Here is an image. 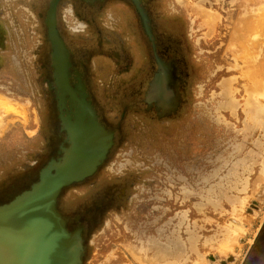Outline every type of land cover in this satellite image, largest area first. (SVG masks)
Instances as JSON below:
<instances>
[{
  "label": "rangeland",
  "instance_id": "obj_1",
  "mask_svg": "<svg viewBox=\"0 0 264 264\" xmlns=\"http://www.w3.org/2000/svg\"><path fill=\"white\" fill-rule=\"evenodd\" d=\"M169 1L172 0H160L164 19L168 18L164 16H168L171 10ZM174 1L181 11L184 25L182 34L187 41L185 50L190 69L186 81L188 89L183 95L180 109L170 117H158L146 100L148 80L145 81L143 73L139 72L144 66L148 67L152 50L132 4L124 0L95 2L93 20L89 13L86 14L84 5L75 0H60L57 5L56 18L72 63L70 71L78 69L84 72L83 80L99 119L114 135L107 154V157L110 155V168L107 169V163H102L92 176L65 187L58 199L59 210L66 217L69 228L82 227V237L85 235L86 238L84 254L87 252L85 259L83 254V264L88 259L91 263L99 257L101 249L109 251L116 244L114 241L117 239L113 238L117 235L119 240L128 243L132 238L130 230L125 225L122 228L116 226L126 221L127 217L134 218L136 213L141 214L135 207L116 208L103 203V185L114 183L117 176L124 180L132 176L136 180L134 186L150 183L148 179L155 175V169L160 171L159 166L154 169L151 165L156 154L170 158L173 172L197 174L189 167L198 168L206 164L211 168L208 157L217 151L213 150L216 146L223 156L228 155L231 149L229 157L232 159L236 153L234 143L242 144L240 154L234 157L242 158L251 153L252 158L250 174H245L249 185L240 193L243 202L241 205L235 204L238 214L231 211L235 205L229 207L225 202L216 210L204 209L200 215H196L195 208L189 206L190 221L197 217L200 233L210 234L223 229L235 217L237 234L231 252L222 255L227 260L225 264H244L264 224V122L253 120L246 110L248 88L255 81V76L264 79V48L260 47L259 38L256 37L261 32L260 25L264 28V0ZM49 3L50 0H0V80L16 79L20 90L22 87L25 94L28 92V106L31 109V112L28 109L30 116L26 124L21 122L24 120L22 115L9 116V121L13 119L14 123L2 134L9 137L7 142L2 141L0 135V203L28 188L37 179L40 169L51 158L57 157L58 113L54 93L48 91V76L45 78L42 70L48 62L49 51L51 53V50L41 46L45 33L43 18L45 16L46 22ZM67 5L72 8L73 16L66 13ZM260 8L263 10L258 17L256 10ZM246 11L247 14L242 15ZM121 13L130 15L125 23L119 19ZM73 19L83 22L85 26L73 31ZM241 20H244L242 28L237 27ZM106 23L111 27H106ZM245 27H248L246 33L242 32ZM98 30L101 40L104 37L110 39L102 43V48L95 45ZM126 30L129 31V41L125 44V39L122 42L118 37ZM234 31L239 32L237 37ZM156 34L159 40H166L162 32ZM90 47L95 51L91 52ZM123 49L131 60L127 71H121L120 59L115 55L118 52L121 56ZM158 51L166 58L185 54L177 47H167L161 42L158 43ZM103 64L107 67L104 71L100 69ZM25 74H28L29 87L23 80ZM70 81L73 85L76 78L71 75ZM224 86L228 88L227 97L235 103L232 107L220 106L226 101L221 94ZM262 94L255 92L254 97L261 103L258 100L252 103L264 104ZM15 99L13 102L22 103L19 97ZM202 115L206 124L200 119ZM116 141L118 144L113 150ZM256 152L261 154L255 156L253 153ZM226 170L227 165L222 172ZM157 185L165 186L166 179ZM178 188L177 185L171 188L168 198L172 203L179 201L174 197ZM134 191H137L136 187L132 186L129 193ZM93 209L97 211L95 214L92 213ZM116 256L113 252L110 257L113 264L117 263ZM249 264H256V259L253 257Z\"/></svg>",
  "mask_w": 264,
  "mask_h": 264
},
{
  "label": "bare ground",
  "instance_id": "obj_2",
  "mask_svg": "<svg viewBox=\"0 0 264 264\" xmlns=\"http://www.w3.org/2000/svg\"><path fill=\"white\" fill-rule=\"evenodd\" d=\"M197 8H199V5H197ZM261 10L263 9L260 8L259 10H256V15L258 17ZM246 14L247 11L242 13V15ZM212 21L213 20L211 19V22ZM243 21L244 20H241L239 24H237V27H241ZM253 26H257V24H253ZM260 27L262 28L261 32L256 34V37L259 38L260 47L264 48V28L261 25ZM247 29L248 27H245L242 32L246 33ZM234 32L237 37L236 34L239 32ZM62 55V51L61 53L59 51L58 58L55 59V61H61L62 59L60 58H62ZM68 61L69 67L67 66L66 80L63 75L65 72L64 64L62 61L59 65L57 64L58 68L56 73L61 77L62 83L60 85V80L58 78L57 84L59 88H57V85L55 84V93L58 94L60 98V111L58 110V113L62 117V129L59 127L56 132L57 139L55 143L58 145L61 143L68 144L67 141H63L64 137H62V135H65L66 133V128L69 131L73 128V135H76L75 133H77V137L81 131H77V128H75L76 124L81 126L80 130H82V133H92V135H94L87 143L70 142L68 144L69 146L71 145V148L73 147V156L78 150H80V147H84L83 150L85 151V154L82 157L74 158L70 163H63L64 167L62 166L63 170H61L63 174H67L70 170L82 171L85 169V166H93L94 164L96 165L95 169L97 170L106 159L114 138L113 132L109 131L98 117L96 119L95 114L97 111H93L92 109L93 101L90 99V95L86 94L87 87L80 73L76 76L74 86L71 84L69 72L71 63L69 60V53ZM17 82L18 81L14 78L0 80V135L1 140H4L5 142L9 140V137H7L6 134H2L8 130V126L14 123L13 119L9 121V116L11 114L17 116L22 115L21 118H24V120L21 122L26 124L30 116L29 111L31 112V109L28 106L30 99L25 96V91L22 92L20 90V84ZM69 83L73 89L70 87L68 88ZM84 86L86 91L84 90ZM69 90L71 93L70 99L66 97V93H69ZM255 92L260 95H263L262 92L264 93V79H261L258 76H255V81L248 88V105L246 110L253 116V120H262L264 122V104L260 105L256 102L252 103V101L257 100L261 103L259 99L254 97ZM227 93L228 88L226 89L224 86L221 94L226 101L220 103L221 107H232L233 104H235L233 101L229 100ZM3 95H7L9 98L4 97ZM18 97L22 103L20 102L17 104L13 102L16 100L15 98ZM73 109L77 115L75 119L76 122L72 121L73 118H71ZM35 118L36 116H34L33 119L35 120ZM71 121L75 122L74 127L71 125ZM62 124L64 125V128ZM95 129L98 132H93ZM104 129L106 132H111L108 133L109 137ZM103 135L106 136V139H102ZM104 147L107 148L105 151ZM237 147L238 146H236V148ZM220 152L221 150L215 155L208 157V164L212 166L211 168L206 167V164H204L205 166L199 165L198 168L189 167V170H196L197 174H183L182 172L168 173L166 185L160 186L162 189L157 188L156 194L151 198L155 200V203H152L151 205L146 204L145 207H138V212H141V214L136 213V217H129L126 219L125 223L123 222L116 226L117 228H122V226L125 225V228L130 230L129 233L132 234V238H129V242L125 244L123 239H118L119 235L115 236L113 239H117L114 241L116 244L107 252H105L104 249H101V255L92 261L91 264H113L110 259L113 252L118 255L114 257L117 262L116 264H118V262L120 264H187L190 260L189 258H191V262L188 264H225L227 260H224L222 255H227L231 252L235 243V235L237 234L238 226L235 217H232L230 224L224 226L223 229H218L216 232L210 234H201L199 226L197 225V217L191 222L188 208L189 206H193L196 215H200L204 209L209 208L216 210L218 207H221L224 202L226 204L228 203L229 207L236 203H239L238 205L242 204L244 198L240 196V193L243 190H246L249 185L245 174H250V159L252 158V155L250 153L248 156L242 158L233 157L231 159L229 153L228 155H222V157L218 158ZM79 154L80 153H78V155ZM253 154L258 156L261 152ZM226 165L227 170L222 172V169ZM216 169H218L217 175ZM93 171L94 169L88 170L89 173H92ZM175 185L179 186V188L175 191L177 194L175 193L174 197L179 198V201L177 203H172L168 196H171V188ZM58 203L59 201H57V210H59ZM177 204H179V206H177ZM147 205L149 206L146 207ZM231 211L233 214H238L237 206H233ZM139 217H141L140 220H138ZM231 222H234L235 224ZM75 228L82 229L81 226ZM117 231L122 232L120 229H117ZM111 233H113V229L111 230ZM83 247L85 250L84 238ZM82 254H84V252H82ZM100 258H102L101 262ZM81 264H83V262Z\"/></svg>",
  "mask_w": 264,
  "mask_h": 264
},
{
  "label": "water",
  "instance_id": "obj_3",
  "mask_svg": "<svg viewBox=\"0 0 264 264\" xmlns=\"http://www.w3.org/2000/svg\"><path fill=\"white\" fill-rule=\"evenodd\" d=\"M59 1L50 0L46 13L47 33L51 43L53 83L57 85V88H59L57 84L58 78L60 85L62 83L61 77L56 73L58 65L62 61L65 66L63 74L65 80L67 66L69 67L67 46L57 28L56 10ZM133 2L144 18L140 0H133ZM59 51L63 53L62 58H60L62 60L55 61L58 58ZM69 85L70 83L68 88L73 89ZM84 90L86 91L85 86ZM157 91L156 89L154 93ZM86 94H88L87 91ZM25 96L27 97L28 95ZM66 97L71 98L70 90L69 93H66ZM56 100L58 102L57 109L60 111L58 94H56ZM74 109L71 116L73 118L72 121H75L77 116ZM92 109L96 111L94 105ZM95 115L96 119L97 117L99 119V115L97 113ZM58 116L61 122L62 117L60 114ZM75 122L71 123L73 127ZM60 128L62 129V127ZM75 128H77V131H81L78 136L76 137L77 133L73 135V128L71 131L66 128L65 135H62L64 137L63 141H67L68 144L70 142L87 143L92 139L94 134L82 133V130H80L81 126L78 124H76ZM104 131L106 132L105 129ZM93 132L98 131L95 129ZM106 133L109 137L108 133L111 132L107 131ZM102 139H106V136L103 135ZM68 144L61 143L58 145L56 143L57 157L51 158L40 169L37 179L28 188L11 199L0 203V264H81L83 262L82 229L68 228L66 219L57 210V201L65 187L92 176L96 172V165H88L82 171L70 170L67 174H63L61 172L64 167L63 163H70L74 158L82 157L85 154L84 147H78L80 150L73 156V147L71 148V145L69 146ZM106 149L104 147V151ZM78 153L80 154L78 155ZM92 169L94 171L89 173L88 170Z\"/></svg>",
  "mask_w": 264,
  "mask_h": 264
},
{
  "label": "flooded vegetation",
  "instance_id": "obj_4",
  "mask_svg": "<svg viewBox=\"0 0 264 264\" xmlns=\"http://www.w3.org/2000/svg\"><path fill=\"white\" fill-rule=\"evenodd\" d=\"M65 1H67V0H65ZM75 1H77V3H80L81 5H84L83 9L86 10V14L89 13V17H91L93 20V13L96 10V9L93 10V8H95L94 5L97 4L98 2L103 3L105 0H75ZM124 1L129 2L130 4L133 5L134 11L139 18L140 25L142 26L144 33L148 37L147 44L150 45L151 50H152V52L150 53V56L148 57V67L144 66L145 71H144V67H143L142 71L139 72V74L143 73V77H144L145 81L148 80V90H147V94H146V100L149 103V106L153 107L155 109V111L157 113L156 115L158 117H170L179 111L181 103L183 101V95H184L185 91L187 92V89H188L186 81L189 77L188 74H189L190 67L188 66L189 65V58H188V55L186 56V50H185V48L187 47V41H185L183 39V34H182L184 25L181 21L182 20L181 19V11L179 9H177V4L175 3L174 0L169 1L168 6L171 10H170L168 16H164V17H168V18L164 19V18H162L163 13H162V6H161L160 0H140V6H141L143 13H144V18H143L141 13L139 12L137 7L135 6L133 0H124ZM59 4H60V2H59ZM65 11L69 16H73V11H72V8L70 7V5H67ZM56 16H58L57 13H56ZM129 16L130 15H126V13L125 14L121 13L120 18H119V19L123 20L121 23H125L126 19H128ZM107 17L109 19V16H107ZM18 18H20V17H18ZM110 18H112V17H110ZM12 19H14V18L12 17ZM73 20H74V25L76 24L75 27H74V25L71 26L72 22L69 23V25L71 26L73 31H77L79 28H82L83 26H85V24L83 22L78 21L77 19H73ZM12 22L13 21L11 20L10 24H12ZM43 24H44L45 33H44V38L42 40L41 46H45L48 50H51V43H50V40L47 36V26H46V22H45V16L43 18ZM106 24H105L106 27H108V28L111 27L109 23H106ZM18 26H19V24H18ZM57 26H58V30H59L61 36L63 37L64 41L66 42L65 37L63 36V32H62L60 26L58 25V20H57ZM128 27H129V25H128ZM128 29H130V28H128ZM20 31H22V30L20 29ZM158 31L162 32L163 35H165L166 40H164V39L159 40L157 38L158 36H157L156 32H158ZM128 32H129L128 30L124 31L123 35H119V37H118V34L116 32H114V33H115V36L118 37L120 41L124 42L123 41V38H124L126 41L125 42V44H126L129 41V37H127ZM98 33H99V36H98V40L95 42V45L99 48H102V46H103L102 43L103 42L107 43L110 39L104 37V40H101L100 39L101 32L99 30H98ZM159 42L163 43L164 45H167V47H173V46L177 47L182 53H185V54L166 58L165 56L159 54V51H158V43ZM90 51L92 52L95 50H93V48L90 47ZM122 51L123 52H121V53L123 55L122 54H121V56L118 55V52H117V54L115 53V55H117L118 58L120 59L119 61H120L121 71H127L128 63L131 62V60L129 58V55L127 53H124L125 49H123ZM103 53H104V51H103ZM50 54L51 53L49 51L48 62L46 65L44 64L45 67L43 66L42 70H43V75L45 76V78L48 76V82H47L48 91H49V93H52V92L54 93L55 103H56V108H57L55 87H54L52 80H50L53 78V68H52V65L50 62V58H51ZM138 59L139 58L137 57L136 63H138ZM108 62H110L109 59H108ZM108 62H107V64H108ZM70 63H71V60H70ZM71 65H72V63H71ZM70 69H71V67H70ZM100 69L104 71L105 69H107V67L106 66L104 67V64H103L102 68H100ZM182 71H184L185 77H184ZM69 72H70V76L72 75V76H74V78H76L77 74L80 73L81 76L83 77V79H85V74L81 70L74 69L73 71H69ZM23 76H24L23 80L25 82V85H27L29 87L28 74H25ZM5 79H7V78H5ZM73 86H74V84H73ZM87 89H88V87H87ZM156 89L158 90L157 94H156V92L154 93V91ZM21 91L24 92L25 90L22 89V87H21ZM26 95H29L28 92ZM57 113H58V109H57ZM57 117L59 120V126L56 129V132L58 131L59 127H61V122H60L59 116H57ZM200 119H203L204 120L203 123L206 124V120L204 119L203 115L200 117ZM117 144L118 143L116 141V143L113 147V150L115 149V147H117ZM234 146H238L237 148L233 147L234 152H236L234 154V156H235L237 154H240V151H241L243 145L236 142V144L234 143ZM213 150H217V151L214 152L213 154L211 153L212 155L210 154V156H213L218 151H220V149L217 146ZM229 153H231V149H230ZM222 155H223L222 152H220L218 155V158L222 157ZM109 157H110V155L106 158V160L102 164V165H104L107 163L106 164L107 169L110 168V167L108 168ZM151 165L154 169H155V166H159L160 171H157V169H155L156 171H155V173H153L155 175L148 179V181L150 180V183L147 182V183H143L140 185L136 184V186H134L135 184H133V182H135L136 180L133 179L132 176H128V178L125 180L122 177L117 176L118 179L114 180V183L113 182L105 183L103 185L104 190H102V194H101L102 202L105 203L107 206L113 205L116 208L117 207L121 208L123 206H129L130 208L135 207L136 209H138V207H145L146 204L151 205L152 203H155V200L151 199V198L153 195L156 194L157 188L162 189L157 184L161 183L163 181V179H166V181H167V179H168L167 174L168 173L171 174L175 170H174L173 164L170 162V158L162 157V156L157 155V154L154 155L153 160L151 161ZM168 169H170V170H168ZM218 169H216V175H217ZM112 170H113V168L110 170V172ZM176 172H174V173H176ZM182 173L184 174V172H182ZM123 174L124 173H122V175ZM151 181H153V182H151ZM155 184L157 185L156 188H154ZM132 186L136 187L137 191L136 192L134 191V193L130 194L129 192L131 191ZM169 192H170V190H169ZM149 205H147L146 207H148ZM95 212H97V211H95V209H93L92 213L95 214ZM128 218L129 217H127L126 219H128ZM68 226H69V223H68ZM84 239H85L84 241H85V249H86L85 235H84ZM86 253L87 252L85 251L84 259H85ZM85 263H86V261H85ZM86 264H91L89 259L87 260Z\"/></svg>",
  "mask_w": 264,
  "mask_h": 264
},
{
  "label": "trees",
  "instance_id": "obj_5",
  "mask_svg": "<svg viewBox=\"0 0 264 264\" xmlns=\"http://www.w3.org/2000/svg\"><path fill=\"white\" fill-rule=\"evenodd\" d=\"M256 259V264H264V224L253 244L244 264H249L252 258Z\"/></svg>",
  "mask_w": 264,
  "mask_h": 264
}]
</instances>
